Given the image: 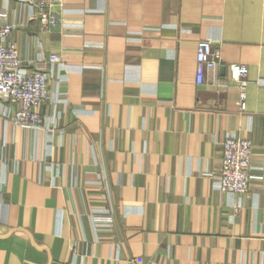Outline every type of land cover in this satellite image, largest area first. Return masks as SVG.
<instances>
[{"label":"crops","instance_id":"1","mask_svg":"<svg viewBox=\"0 0 264 264\" xmlns=\"http://www.w3.org/2000/svg\"><path fill=\"white\" fill-rule=\"evenodd\" d=\"M2 9L24 60L59 63L51 131L0 102V264H264V0H63L42 37L25 4ZM202 39L221 64L197 85ZM228 136L253 146L248 198L215 186Z\"/></svg>","mask_w":264,"mask_h":264},{"label":"built area","instance_id":"2","mask_svg":"<svg viewBox=\"0 0 264 264\" xmlns=\"http://www.w3.org/2000/svg\"><path fill=\"white\" fill-rule=\"evenodd\" d=\"M29 9L28 20L37 26V37L49 32L59 22L63 0H18ZM15 25L7 21L4 10H0V102L4 106L6 121L28 130H47L39 107L49 99L47 88L51 71L45 69L46 63H59V57L51 54L48 60L37 58L27 62L17 46L8 41ZM196 84L203 83L204 72L215 70L221 64V52L212 47L210 40L202 39L196 44ZM248 70L246 66L233 64L230 68V80L239 88L237 102L240 112L245 110ZM65 84L66 80H59ZM252 143L244 137L228 136L221 144V160L218 174L213 178L216 188L229 195L244 198L250 196L252 172ZM264 194V169L257 176ZM104 222L110 223L109 211ZM131 260L130 262H132Z\"/></svg>","mask_w":264,"mask_h":264}]
</instances>
